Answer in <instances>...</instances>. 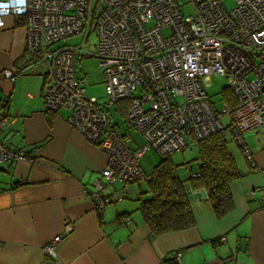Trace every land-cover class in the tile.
Listing matches in <instances>:
<instances>
[{"label":"built area","instance_id":"2783aa9c","mask_svg":"<svg viewBox=\"0 0 264 264\" xmlns=\"http://www.w3.org/2000/svg\"><path fill=\"white\" fill-rule=\"evenodd\" d=\"M5 16L25 21L30 63L4 70L3 78L14 82L44 66L45 111L67 112V124L106 157L90 194L98 212L121 201L104 194L108 187L146 182L137 164L148 151L163 160L203 138L229 134L253 165L243 135L264 129V0H0V29ZM92 33L94 54L85 45ZM77 35L84 37L78 46H56ZM86 57L98 60L105 102L85 94L76 69ZM211 76L226 79L234 107L224 103L216 112L204 89ZM120 102L128 103L126 126L141 136V148H128L112 124L111 108ZM5 121L0 118V165L33 162L2 137ZM66 236L48 241L44 254L54 256Z\"/></svg>","mask_w":264,"mask_h":264},{"label":"crops","instance_id":"0c3cea01","mask_svg":"<svg viewBox=\"0 0 264 264\" xmlns=\"http://www.w3.org/2000/svg\"><path fill=\"white\" fill-rule=\"evenodd\" d=\"M3 23L0 118L6 119V126L1 135L8 145L32 154L34 161L0 165V264H166L165 260L264 264V129L243 135L252 166L232 137L228 142L240 173L229 187L234 203L231 212L217 217L206 190L190 187V179L199 170L197 155L176 174L183 183L194 227L152 237L138 213L137 200L147 191L146 184L143 190L133 184L108 187L104 194H114L121 201H113L101 213L96 209L90 194L107 165L106 157L67 124V112L45 111L46 68L34 65L14 82L3 78L4 70L30 63L23 48L25 21L5 16ZM120 107L117 103L111 108L112 124L130 138L131 130L118 113ZM66 232L55 255L44 254L43 246Z\"/></svg>","mask_w":264,"mask_h":264},{"label":"trees","instance_id":"16d2710c","mask_svg":"<svg viewBox=\"0 0 264 264\" xmlns=\"http://www.w3.org/2000/svg\"><path fill=\"white\" fill-rule=\"evenodd\" d=\"M224 103L234 107L233 93L223 89ZM119 116L126 118L128 103H118ZM118 110V108H117ZM199 177L190 179V187L204 189L217 217H222L234 208L230 184L240 178V173L229 152L225 136L215 134L195 143ZM182 165L173 163L171 157L160 160L150 175L146 176V192L140 193L138 213L150 229L152 237L186 231L194 227V216L183 183L177 170ZM148 195L147 198L144 196ZM166 264H175L165 260Z\"/></svg>","mask_w":264,"mask_h":264},{"label":"rangeland","instance_id":"374dc122","mask_svg":"<svg viewBox=\"0 0 264 264\" xmlns=\"http://www.w3.org/2000/svg\"><path fill=\"white\" fill-rule=\"evenodd\" d=\"M226 8L229 9L231 7V3L226 2L225 3ZM183 14H187L189 12V9H184ZM84 40L83 36H75L66 39L64 43H59L56 46L64 45V46H78L81 44ZM97 37L95 33H92L89 35V38L86 42V49L88 52L94 54L96 52V44ZM99 63L98 60L94 57H86L82 60H79L77 63V72L78 77L80 79V82L85 88L86 96L87 97H95L99 101L105 102L106 96L104 93V86L102 80V74L101 70L99 69ZM227 86V81L225 78L220 76H211L208 82V85L206 88L207 96L209 97V101L213 104L216 112H221V109L224 104V98H223V89H225ZM221 122L222 125L227 126L229 123L227 116H221ZM130 138L126 137L125 142L128 148H141V146L144 144V141L142 140L141 136L135 133L134 131H130ZM226 140L230 142L231 137L228 135L225 136ZM135 145V146H134ZM230 145V144H229ZM194 146H190L187 149H185L181 153H177L171 156V159L174 161V163H178L179 165H183L185 162L193 161L197 157V151ZM160 159L154 154L153 152H146L144 153L141 158L138 161V164L142 172L144 173V176L150 175L153 168L159 163ZM195 166V165H194ZM196 167V166H195ZM182 170V166L179 168ZM194 169V167H193ZM133 185L140 186V189L143 190L145 188V182L142 183H134Z\"/></svg>","mask_w":264,"mask_h":264}]
</instances>
